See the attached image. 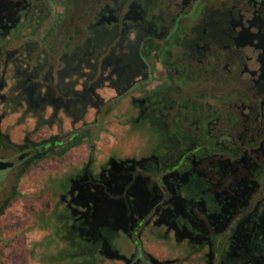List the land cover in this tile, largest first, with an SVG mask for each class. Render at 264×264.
<instances>
[{
	"label": "flooded vegetation",
	"instance_id": "1",
	"mask_svg": "<svg viewBox=\"0 0 264 264\" xmlns=\"http://www.w3.org/2000/svg\"><path fill=\"white\" fill-rule=\"evenodd\" d=\"M0 162L5 248L264 264V0H0Z\"/></svg>",
	"mask_w": 264,
	"mask_h": 264
},
{
	"label": "rangeland",
	"instance_id": "2",
	"mask_svg": "<svg viewBox=\"0 0 264 264\" xmlns=\"http://www.w3.org/2000/svg\"><path fill=\"white\" fill-rule=\"evenodd\" d=\"M28 125H31V121L28 119L27 121ZM22 127H19L18 129L20 130ZM114 129L117 131L118 128L117 126H114ZM122 140V136H114V137H108L107 135L102 136L101 142L103 143H109V141H113V144L116 145L117 143H120ZM105 143V144H106ZM138 143V142H137ZM124 145L128 146L126 147L127 150H134L136 147H134V144H131V140L124 142ZM140 144L142 142L140 141ZM144 144V143H143ZM146 144V143H145ZM44 168L45 166L41 163L38 164L35 168L32 169V172L30 174V179L32 181V184L30 185L29 183L25 184L24 186H32V197L33 201L31 202L32 207L37 210L41 209H46L47 208V197L49 198L48 195L44 197V192L41 190L42 189V184L38 183V179L41 176H45L44 173ZM43 174V175H42ZM43 181V178H42ZM25 189V188H23ZM29 190V188H28ZM21 202L17 203V207L21 208L20 205ZM38 225L43 226L46 224H43V222L39 221ZM37 234H43L41 232V227H38V230L33 228V231L28 234L26 238H23L21 241H18L17 243H12V245H9L8 248H5L3 246H0V264H69V263H64V255L62 253H56L53 251L52 248L46 249L43 248L45 245H48V242H40L42 247L36 248V244L38 243H31L29 239H32L34 236H38ZM2 235H6L7 238L9 236L8 233L3 232ZM27 241V242H26Z\"/></svg>",
	"mask_w": 264,
	"mask_h": 264
},
{
	"label": "water",
	"instance_id": "3",
	"mask_svg": "<svg viewBox=\"0 0 264 264\" xmlns=\"http://www.w3.org/2000/svg\"><path fill=\"white\" fill-rule=\"evenodd\" d=\"M9 166V164L0 162V170H4L5 168H7Z\"/></svg>",
	"mask_w": 264,
	"mask_h": 264
},
{
	"label": "crops",
	"instance_id": "4",
	"mask_svg": "<svg viewBox=\"0 0 264 264\" xmlns=\"http://www.w3.org/2000/svg\"><path fill=\"white\" fill-rule=\"evenodd\" d=\"M42 175H43V174H42ZM42 177H43V176H41V177H40V178H39L37 181H40V180H42Z\"/></svg>",
	"mask_w": 264,
	"mask_h": 264
}]
</instances>
